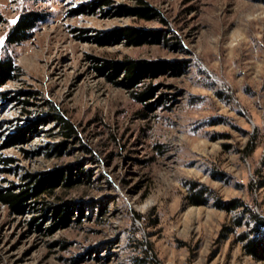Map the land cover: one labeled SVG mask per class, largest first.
Segmentation results:
<instances>
[{
    "label": "rangeland",
    "instance_id": "obj_1",
    "mask_svg": "<svg viewBox=\"0 0 264 264\" xmlns=\"http://www.w3.org/2000/svg\"><path fill=\"white\" fill-rule=\"evenodd\" d=\"M29 12L40 19L10 43ZM6 56L0 194L64 179L20 211L0 199V264H264L240 239L249 214L215 205L264 218V0H0ZM102 59L142 62L140 77L116 84ZM53 107L77 129L60 152Z\"/></svg>",
    "mask_w": 264,
    "mask_h": 264
},
{
    "label": "trees",
    "instance_id": "obj_2",
    "mask_svg": "<svg viewBox=\"0 0 264 264\" xmlns=\"http://www.w3.org/2000/svg\"><path fill=\"white\" fill-rule=\"evenodd\" d=\"M134 13L141 16L150 18L155 16L157 12L153 7L149 4H143L133 9ZM40 19L39 14L37 12H29L21 15L13 27L10 29L8 34V41L10 43L19 42L25 39L29 30L32 29L37 21ZM127 37L132 42H140L141 37L139 34H134L133 32H128ZM100 42H103L102 39H99ZM142 65V62L137 60L128 59L119 62H113L109 59H102L101 65L96 66V70L103 75H105L108 79L113 80L120 70L124 72L123 77L119 80H113L116 84H123L131 86L137 82L139 76V69ZM15 68L13 59L10 56H6L3 59H0V85L4 83L7 79L11 78L12 72ZM105 71H108L105 73ZM149 91H144L138 94L139 99H145L147 95H149ZM52 119H54L59 128L60 133L64 136V139L61 141L60 146H53L52 149L56 150V152H60L62 147L65 145L66 141L70 138L76 136L77 129L74 123L60 110L53 107L51 112ZM22 136L23 132L20 133ZM86 150L87 148L84 147ZM63 173L61 171H56L51 173L50 175H46L43 177H39L38 181L22 191L9 192L6 194H0V199L7 203L12 210L20 211L24 208L25 202L32 194H38L42 191L49 190L52 191L53 188L57 185L59 180H63ZM71 181L66 180L65 184H70ZM258 185H264V178L259 179ZM198 185H192L190 188V198L193 203H203L207 200V197H203L205 193V189L201 188L195 190ZM215 205L219 208L225 209L226 211H238L239 215L237 218V223L241 224L243 218L246 214H249V218L253 222V225L249 228V231L243 232L240 235V239L244 241L243 248L247 254H250L254 257H264V218L260 216L259 213L251 209L247 204H245L239 198H232L226 201L216 200ZM62 211L57 208V212ZM67 217H64L66 219ZM250 222V221H248ZM250 234H255L254 236H250ZM149 264H154V258L149 259Z\"/></svg>",
    "mask_w": 264,
    "mask_h": 264
}]
</instances>
